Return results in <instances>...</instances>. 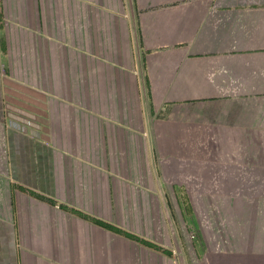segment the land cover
<instances>
[{"label": "crops", "instance_id": "crops-1", "mask_svg": "<svg viewBox=\"0 0 264 264\" xmlns=\"http://www.w3.org/2000/svg\"><path fill=\"white\" fill-rule=\"evenodd\" d=\"M0 71V264H174L180 194L264 264V0H0Z\"/></svg>", "mask_w": 264, "mask_h": 264}, {"label": "rangeland", "instance_id": "rangeland-1", "mask_svg": "<svg viewBox=\"0 0 264 264\" xmlns=\"http://www.w3.org/2000/svg\"><path fill=\"white\" fill-rule=\"evenodd\" d=\"M1 74H4V71H0ZM5 109L8 108V104H6ZM24 116H28L25 115ZM25 117L18 116L17 120L22 119ZM27 120H30V118H26ZM31 121V120H30ZM11 126V120L6 121L5 127L7 128L8 126ZM7 146L5 142V155L4 159L6 158L7 160ZM5 174H8V167L5 166ZM177 199L175 200H166L168 202V205L173 206L177 205L180 206V213L176 211V214L174 215V219L176 223H180V234H181V242L177 243V246L175 247V250L171 248L170 253L171 255L173 254L175 257V263L174 264H193L192 263V248H190L191 251V256H189L188 248L186 245L188 244V241L190 240L192 243V235L194 234V231H192V198H186L184 195L180 194L179 197H176ZM173 264V263H172Z\"/></svg>", "mask_w": 264, "mask_h": 264}, {"label": "built area", "instance_id": "built-area-1", "mask_svg": "<svg viewBox=\"0 0 264 264\" xmlns=\"http://www.w3.org/2000/svg\"><path fill=\"white\" fill-rule=\"evenodd\" d=\"M174 263H175V259H174Z\"/></svg>", "mask_w": 264, "mask_h": 264}]
</instances>
